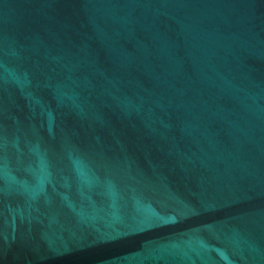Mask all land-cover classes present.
Wrapping results in <instances>:
<instances>
[{
  "label": "water",
  "instance_id": "water-1",
  "mask_svg": "<svg viewBox=\"0 0 264 264\" xmlns=\"http://www.w3.org/2000/svg\"><path fill=\"white\" fill-rule=\"evenodd\" d=\"M0 264H264V0H0Z\"/></svg>",
  "mask_w": 264,
  "mask_h": 264
}]
</instances>
